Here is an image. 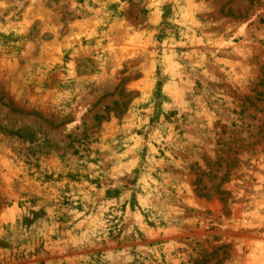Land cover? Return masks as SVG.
I'll list each match as a JSON object with an SVG mask.
<instances>
[{"label": "rangeland", "instance_id": "rangeland-1", "mask_svg": "<svg viewBox=\"0 0 264 264\" xmlns=\"http://www.w3.org/2000/svg\"><path fill=\"white\" fill-rule=\"evenodd\" d=\"M0 264H264V0H0Z\"/></svg>", "mask_w": 264, "mask_h": 264}]
</instances>
